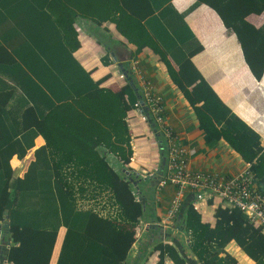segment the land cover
Instances as JSON below:
<instances>
[{"label":"trees","instance_id":"16d2710c","mask_svg":"<svg viewBox=\"0 0 264 264\" xmlns=\"http://www.w3.org/2000/svg\"><path fill=\"white\" fill-rule=\"evenodd\" d=\"M141 1L136 0L140 9L133 10L120 7L118 0H0L1 6L8 2L25 6L19 9L23 10L20 13H16L15 7L7 11L13 19L16 14L25 13L36 23V17L41 16L46 19L44 28L50 26V34H42L41 42L25 47L29 53L35 49L42 52L37 62L29 54L22 56L12 50L20 56L19 60H24L26 70L39 67L41 71L33 73L41 84V102L26 107L23 118L25 128H29L26 130L41 135L45 143L35 150V158L22 177H14L8 162L0 157L3 167L0 169V222H8L5 237L11 241L9 246L2 247L0 261L49 264L58 229L63 226L65 232L56 264H126L135 240L134 228L148 208V198L133 187L132 179L116 171L109 162L111 154L125 166L131 156L124 120L140 95L129 69L127 74L134 85L126 80L119 90L112 91L99 87L97 82H87L84 86L72 87L68 96H59L70 82L75 83L72 65L80 67L72 57L79 46L75 29L78 17L97 23L111 20L136 51L147 46L156 53L173 83L192 105L205 141L214 143L222 138L228 142L250 164L256 188L264 192V148L259 144L258 135L236 118L227 117L229 111L220 101H211L216 98L215 94L192 65L197 77L194 84L172 66L144 24V18L154 10ZM196 1L211 7L224 26L235 34L249 69L259 78L264 69V26L256 27L246 17L263 13L264 0ZM51 48H55L53 54H49ZM1 63H5V58L0 54ZM156 139L166 150L162 135L157 133ZM74 181H81L80 193L110 190L120 208L119 220L77 209ZM178 216L182 229L189 235L192 258L173 244L159 242L154 247L159 252L154 264H164L166 257L174 264H236L224 251L230 240L254 264H264L262 229L251 223L239 208L218 206L213 226L201 220L189 201L183 203L175 219Z\"/></svg>","mask_w":264,"mask_h":264},{"label":"crops","instance_id":"0c3cea01","mask_svg":"<svg viewBox=\"0 0 264 264\" xmlns=\"http://www.w3.org/2000/svg\"><path fill=\"white\" fill-rule=\"evenodd\" d=\"M137 3L136 0H118L119 6L124 9L132 7L138 10L140 5ZM140 3L154 10L144 18V24L172 66L181 70L191 84L197 81L191 68L194 67L215 94L216 98L211 101H220L229 111L227 117L232 116L253 130L264 148V69L259 78L254 76L235 34L224 26L218 14L196 0H142ZM3 4L0 5V10H3L0 14V54L5 58V63L0 64V157L8 162L14 177H22L35 158V150L45 143L41 135L26 130L29 128H25L23 118L26 107L41 102V84L33 75L41 71L39 67L26 70L24 60H19L20 56L12 51L21 50L19 44L24 46V43H18L24 37L23 29L19 32L14 22L25 13L16 14L13 19L7 11L25 6L19 7L17 2ZM256 15L250 14L246 19L257 27L251 20ZM255 18L258 22V17ZM75 29L79 46L72 52V57L80 67L72 65L71 72L76 74L73 77L75 83L70 82L65 87L59 95L61 98L68 96L72 87L75 89L87 82H97L99 87L112 91L119 90L127 80L122 76L121 66L127 71L130 59H137L143 72L164 97L166 114L181 142L190 151L188 160L191 168L214 170L232 176L245 167L247 162L224 139L220 138L214 143L205 141L204 131L199 126L192 105L173 83L158 55L149 47L136 51V47L118 33L111 20L97 23L90 18L78 17ZM54 51L55 48H51L49 54ZM41 56L43 54L39 49L29 54L33 62H37ZM43 92L46 90L43 89ZM142 110L145 113L143 107ZM143 113L133 106L126 112L124 120L131 149L125 167L135 174L133 179L138 181L137 185L131 183L133 187L149 201L143 219L138 222L141 229L139 239L130 251L126 264L156 263L159 252L154 247L159 242L173 244L192 258L188 249L189 235L182 229L180 216L167 227L158 222L165 216L174 187L166 185L157 191V177L166 166L165 150L155 143L156 133L152 125L142 119ZM8 155H11L10 158H7ZM120 167L123 169L122 164L117 165V169ZM143 171L146 174H142ZM184 200V203L190 201L191 193H186ZM218 206L225 207L217 199L208 202L198 211L201 220L213 226ZM64 232L65 228L61 226L49 264H56ZM224 251L236 260V264H254L234 240L224 246ZM164 262L174 263L169 257Z\"/></svg>","mask_w":264,"mask_h":264},{"label":"built area","instance_id":"2783aa9c","mask_svg":"<svg viewBox=\"0 0 264 264\" xmlns=\"http://www.w3.org/2000/svg\"><path fill=\"white\" fill-rule=\"evenodd\" d=\"M129 72L136 80L140 93V100L134 104V108L143 113L141 108L146 107L147 113L141 114L142 119L151 123L155 127L154 132L161 134L164 139L166 166L163 173H159L157 191H161L166 185L174 187L165 216L158 222L163 227H167L180 212L185 194L191 193L189 202L197 212L211 200L217 199L225 207L239 208L251 223L264 230V192L256 188L253 174L249 169L250 164L246 163L243 169L232 176H225L214 170L191 168L188 160L190 151L181 142L166 114L163 95L158 92L152 80L143 72L137 59H130ZM155 143L158 144L157 139ZM109 162L116 171L123 173V169H126L133 173L125 166H122L123 169L121 167L117 169V165L121 162L116 156L109 154ZM142 174H146V172L143 171ZM79 184L81 181L73 182L76 189L74 199L77 209L90 210L102 218L119 220L120 208L110 190H101L94 194L80 193L78 191ZM3 223L0 222V252L5 246ZM134 229L135 240L132 248L136 245L141 233L138 224ZM8 241L7 246L11 244V241ZM0 262V264H11L6 260ZM164 264L174 263L164 262Z\"/></svg>","mask_w":264,"mask_h":264},{"label":"rangeland","instance_id":"374dc122","mask_svg":"<svg viewBox=\"0 0 264 264\" xmlns=\"http://www.w3.org/2000/svg\"><path fill=\"white\" fill-rule=\"evenodd\" d=\"M8 3L11 4V2H8ZM20 5L21 4H19V6ZM21 11L22 10H17L16 13H20ZM255 17H258V22L255 20L256 19ZM251 20L253 21L254 24L257 25V27L264 24V12L261 14H258L256 16L251 17ZM45 24H46V19L44 17H41V16L36 17V23H32L29 15H24L22 17L19 16V18L16 21V25L19 27V32H21V29H23V36L24 37H22L18 41V43H24V46H22V44L18 45L21 50H18L16 52L17 54H21L23 56H26L27 54H31V53L25 51V47L26 46L29 47L30 44L33 42H41V35L42 34H50L49 33L50 32V29H49L50 26L47 25L46 28H44ZM26 33H27V35H26ZM33 48H34V45H33ZM25 59L27 61L29 60L28 58H25Z\"/></svg>","mask_w":264,"mask_h":264},{"label":"water","instance_id":"95a60500","mask_svg":"<svg viewBox=\"0 0 264 264\" xmlns=\"http://www.w3.org/2000/svg\"><path fill=\"white\" fill-rule=\"evenodd\" d=\"M121 71H122L123 75L126 77V79H127L128 81H130V82L133 84V82H132V78L127 74V71H126L122 66H121ZM133 85H134V84H133ZM141 104H142V103H141ZM143 109H144V112L147 113V109H146V107L143 106ZM123 173H124L125 176H128V177H130V179H132V180H131V183H132V184L137 185V182H138V181H137V180H134V179L131 177V173H130L128 170L123 169ZM8 226H9V224H8L7 221H5V222L3 223V225H2V228H3V238H5V236H6L7 233H8ZM3 242H4V244H5L6 246L9 244V241H8V240H4Z\"/></svg>","mask_w":264,"mask_h":264},{"label":"clouds","instance_id":"9594fccd","mask_svg":"<svg viewBox=\"0 0 264 264\" xmlns=\"http://www.w3.org/2000/svg\"><path fill=\"white\" fill-rule=\"evenodd\" d=\"M128 69H129V67H128ZM122 76L125 77V76L123 75V73H122ZM129 76H130V75H129ZM130 77H131V76H130ZM125 78H126V77H125ZM133 79H134V78H133ZM139 95H140V94H139Z\"/></svg>","mask_w":264,"mask_h":264}]
</instances>
